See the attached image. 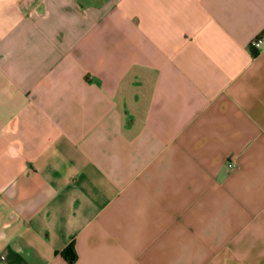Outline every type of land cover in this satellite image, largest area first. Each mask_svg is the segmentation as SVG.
Returning a JSON list of instances; mask_svg holds the SVG:
<instances>
[{
    "label": "crops",
    "instance_id": "obj_1",
    "mask_svg": "<svg viewBox=\"0 0 264 264\" xmlns=\"http://www.w3.org/2000/svg\"><path fill=\"white\" fill-rule=\"evenodd\" d=\"M257 37L264 0H0V264H264Z\"/></svg>",
    "mask_w": 264,
    "mask_h": 264
},
{
    "label": "trees",
    "instance_id": "obj_2",
    "mask_svg": "<svg viewBox=\"0 0 264 264\" xmlns=\"http://www.w3.org/2000/svg\"><path fill=\"white\" fill-rule=\"evenodd\" d=\"M64 258L68 260L69 263H73L75 260V252L72 248V245H68L61 253Z\"/></svg>",
    "mask_w": 264,
    "mask_h": 264
},
{
    "label": "built area",
    "instance_id": "obj_3",
    "mask_svg": "<svg viewBox=\"0 0 264 264\" xmlns=\"http://www.w3.org/2000/svg\"><path fill=\"white\" fill-rule=\"evenodd\" d=\"M252 46L255 48H261L264 46V42L262 41V39L260 37L255 38L252 42H251ZM231 164L229 163L228 166H230Z\"/></svg>",
    "mask_w": 264,
    "mask_h": 264
}]
</instances>
